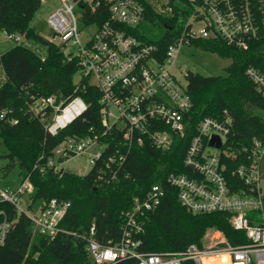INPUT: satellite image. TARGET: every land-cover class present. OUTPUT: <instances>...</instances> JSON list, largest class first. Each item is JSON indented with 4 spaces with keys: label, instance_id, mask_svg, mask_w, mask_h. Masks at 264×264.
Returning <instances> with one entry per match:
<instances>
[{
    "label": "trees",
    "instance_id": "obj_1",
    "mask_svg": "<svg viewBox=\"0 0 264 264\" xmlns=\"http://www.w3.org/2000/svg\"><path fill=\"white\" fill-rule=\"evenodd\" d=\"M144 16L133 29L142 41L159 47L158 56L178 37L189 14L188 0H169L172 15L157 12L148 0H139ZM41 0H0V33L33 39L46 46L45 58L17 43L0 53L4 80L0 83V142L5 147L6 167L18 164L21 181L27 179L32 189L27 193L26 207L34 210L52 198L68 200L70 206L58 225L65 231L52 239L34 231L33 224L14 204L0 200V207L11 222L6 239L0 243V264H95L80 236L94 226L96 238L105 245L120 240L124 212L132 207L135 197L142 198L150 186L165 187L160 203L145 212L141 219L142 252L179 251L190 244L208 243L209 232L219 231L233 246L249 242L244 230L231 223L232 214L215 211L191 213L177 199L176 188L166 183L170 172L191 176L183 157L196 126L205 116L230 120V132L222 145L220 157L228 170L241 163L257 162L252 156L256 141L264 145V93L246 75L247 67L264 74V39L239 49L220 38H195V44L230 58L225 75H202L187 71L186 93L191 102L186 114L188 126L184 137H174L172 147L162 151L150 144H131L116 128L105 130L100 123L98 89L73 78L79 70L75 57L68 58L62 47L38 33L31 21ZM97 22L102 18H94ZM148 23L164 28L162 36L153 40L144 29ZM80 95L87 102L86 111L62 128L56 135L45 130V122L31 109L40 98L54 96L56 102ZM2 114V116H1ZM96 136L104 144L102 155L86 174H76L49 164L53 148L67 137ZM226 151L228 154H224ZM122 155V159L118 157ZM113 157L114 160H109ZM253 223L260 222L257 213ZM227 256L211 258L206 264L224 261ZM135 258L112 264H136ZM183 264H195L184 261Z\"/></svg>",
    "mask_w": 264,
    "mask_h": 264
},
{
    "label": "built area",
    "instance_id": "obj_2",
    "mask_svg": "<svg viewBox=\"0 0 264 264\" xmlns=\"http://www.w3.org/2000/svg\"><path fill=\"white\" fill-rule=\"evenodd\" d=\"M58 1L59 5L48 15L47 22L61 39L59 45L71 47L67 57L77 59L76 83L84 82L83 88L87 83L98 89L102 127L120 130L128 145L147 143L166 151L172 147L175 136H185L186 114L191 102L186 83L180 84L171 71L178 44L195 38H220L239 49H246L264 39V0H188L189 14L178 37L162 58L158 56L159 47L155 43H146L133 33L144 16L139 0ZM148 1L162 15H172L169 0ZM96 17L103 21L97 22ZM89 26H94L95 30L82 39ZM4 34L16 41L21 38ZM245 73L264 93V74L251 66ZM87 107V102L75 95L58 102L54 96L40 98L33 102L31 109L45 122V130L56 135L81 116ZM229 132V118H202L183 157L184 164L191 169V176L170 172L166 183L176 188L177 199L191 213H231L233 227L245 231L249 239L247 244L233 246L223 237L214 244L202 247L190 244L179 251H139L143 231L141 217L156 208L165 192L162 184L155 183L142 198L135 197L132 207L123 213L124 224L118 242L111 245L101 243L96 238L94 226L80 235L92 261L112 264L117 260L135 258L136 264H183L184 261L206 264L211 258L218 259L225 254L227 259L215 261V264H264L260 161L254 159L228 170L220 152ZM213 135L219 137L220 148L209 145ZM95 146L100 149L88 152L92 164L101 157L104 144L96 136L67 137L53 148L49 164L59 168L58 164L63 160ZM263 152L264 145L256 141L252 156L260 154L259 160ZM122 158V155L118 157ZM109 160L114 158L109 157ZM31 189V183L25 179L14 191L0 189V200L14 204L18 212H24L31 220L34 231L52 239L58 232L65 231L58 223L70 201L52 198L30 210L22 205L21 196ZM253 213H257L260 222L253 223ZM10 226L11 222L0 207V243L5 241Z\"/></svg>",
    "mask_w": 264,
    "mask_h": 264
},
{
    "label": "rangeland",
    "instance_id": "obj_3",
    "mask_svg": "<svg viewBox=\"0 0 264 264\" xmlns=\"http://www.w3.org/2000/svg\"><path fill=\"white\" fill-rule=\"evenodd\" d=\"M153 3L160 2L161 0H150ZM59 5L58 0H41L40 7L35 13L31 25L35 27L40 35L44 38L51 40L53 43L59 45L62 43L58 35H55L53 29L47 22L48 15ZM79 15V12H77ZM95 30L94 26L86 28L84 39L86 35H90ZM145 35L153 40L159 39L164 33V28L158 25V23H148L144 29ZM17 43H22L26 47L33 50L40 58H45L47 50L46 46L33 39L20 38L19 41L14 40L11 37H6L0 33V53L9 49ZM176 54L174 58V64L171 71L174 73L180 84H185L186 79L184 74L187 71L198 72L202 75H225L226 66L230 63V58H224L218 55L216 52L204 49L195 44L180 43L175 48ZM62 50L67 54L71 47L68 45H62ZM4 80L2 68L0 66V83ZM74 82L78 80V74L73 78ZM98 146L92 147L87 152L67 158L58 164L59 168L66 171H70L76 174H86L92 167V163L89 161L88 152H95L99 150ZM5 147L0 142V189H7L8 191H14L20 184L21 177L19 175L18 164L6 167L8 162L7 157H4ZM259 174H260V187L261 195L263 196L261 205V217L264 222V152L259 162ZM22 205L26 206L27 194L21 196ZM224 236L219 231L209 232L208 244H214L221 240Z\"/></svg>",
    "mask_w": 264,
    "mask_h": 264
},
{
    "label": "water",
    "instance_id": "obj_4",
    "mask_svg": "<svg viewBox=\"0 0 264 264\" xmlns=\"http://www.w3.org/2000/svg\"><path fill=\"white\" fill-rule=\"evenodd\" d=\"M209 145H210V146H215L216 148H220V146H221V142H220L219 137L216 136V135H213V136L211 137V139L209 140Z\"/></svg>",
    "mask_w": 264,
    "mask_h": 264
},
{
    "label": "crops",
    "instance_id": "obj_5",
    "mask_svg": "<svg viewBox=\"0 0 264 264\" xmlns=\"http://www.w3.org/2000/svg\"><path fill=\"white\" fill-rule=\"evenodd\" d=\"M3 35H5L4 33H2Z\"/></svg>",
    "mask_w": 264,
    "mask_h": 264
}]
</instances>
